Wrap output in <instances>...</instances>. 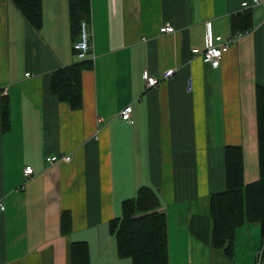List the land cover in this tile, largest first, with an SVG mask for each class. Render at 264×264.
Returning a JSON list of instances; mask_svg holds the SVG:
<instances>
[{
	"label": "crops",
	"instance_id": "crops-1",
	"mask_svg": "<svg viewBox=\"0 0 264 264\" xmlns=\"http://www.w3.org/2000/svg\"><path fill=\"white\" fill-rule=\"evenodd\" d=\"M244 2L253 5L252 29L210 68L192 49L205 47L207 22L214 34L233 37L230 19ZM42 9L35 29L0 0V90L11 107L10 129L0 131V264H70L69 245L78 241L87 242L91 264H131L117 256L109 222L141 186L158 192L167 217L177 216L173 238L185 264H205L209 196L225 189L223 148L242 147L245 183L259 177L264 0H90L92 66L82 72L79 110L49 90L53 71L80 61L68 2L43 0ZM166 24L175 31L161 33ZM169 68L172 77L146 87L144 70L160 77ZM64 154L70 162L46 160ZM63 211L72 215L67 235Z\"/></svg>",
	"mask_w": 264,
	"mask_h": 264
},
{
	"label": "trees",
	"instance_id": "trees-1",
	"mask_svg": "<svg viewBox=\"0 0 264 264\" xmlns=\"http://www.w3.org/2000/svg\"><path fill=\"white\" fill-rule=\"evenodd\" d=\"M10 1L33 28L41 29L43 0ZM67 2L69 24L75 43L80 38L81 22L87 21L90 17V0H67ZM252 27L251 8L243 9L230 19L233 36L247 33ZM91 66V60H80L53 71L49 81L50 93L72 110H79L82 107V72ZM255 104L259 177L256 181L245 183L242 147L226 145L223 148L225 189L212 192L209 196V218L212 227L210 249L219 251L229 261L235 256V236L242 226L259 224L262 243L264 241V85L262 84H256ZM10 113V100L0 90L2 133L10 129ZM161 208L160 195L154 188L148 186L139 187L135 196L122 201L121 215L109 222V232L114 237L117 256L120 259H129L131 264H170L167 215ZM60 229L63 235L72 231L70 211L61 213ZM68 257L70 264H91L87 242H72L69 245Z\"/></svg>",
	"mask_w": 264,
	"mask_h": 264
},
{
	"label": "built area",
	"instance_id": "built-area-1",
	"mask_svg": "<svg viewBox=\"0 0 264 264\" xmlns=\"http://www.w3.org/2000/svg\"><path fill=\"white\" fill-rule=\"evenodd\" d=\"M254 4L258 3V0H253ZM251 5L247 2L242 4L243 8H249ZM175 31L174 27L166 24L165 26L160 27L161 33H173ZM248 33V32H247ZM237 34L233 37L223 38L221 35H216L213 33L211 29V23H206V35H205V47L203 49L193 48L192 52L194 55L201 56L202 60L205 64H207L211 68H217L220 65L222 56L228 49L233 46L242 36L245 34ZM76 56L80 60L86 59L90 52L93 49V44L90 40V33L87 29V22L82 21L80 24V38L77 42H75L73 46ZM92 58V57H91ZM175 74L174 68H169L165 70L160 78L151 76L147 70L143 72V79L145 81L147 88H152L157 86L161 80L167 79L172 77ZM189 89L192 88V79L189 78L188 80ZM3 93H6V89L3 90ZM132 107L126 106L120 111V117L125 120L129 121L131 118ZM102 119H99L98 122H101ZM49 164L55 163H68L71 161V156L68 154L59 155V156H51L46 158ZM24 174L26 178H30L31 175L34 174L33 169L30 166H26L24 169ZM5 206L3 203L0 202V211H4ZM257 264H264V241L262 244L261 249L257 253Z\"/></svg>",
	"mask_w": 264,
	"mask_h": 264
},
{
	"label": "rangeland",
	"instance_id": "rangeland-1",
	"mask_svg": "<svg viewBox=\"0 0 264 264\" xmlns=\"http://www.w3.org/2000/svg\"><path fill=\"white\" fill-rule=\"evenodd\" d=\"M168 217L167 222L170 225L169 232L172 238L169 248L171 252V264H185V253H183L180 246L176 245L175 248L173 238L176 231H174V229L178 223L177 216L175 214L174 216L169 214ZM261 247L260 225L257 223L244 225L238 229L235 236V256L233 260L229 261L219 251L209 249V258L205 264H257V252Z\"/></svg>",
	"mask_w": 264,
	"mask_h": 264
}]
</instances>
